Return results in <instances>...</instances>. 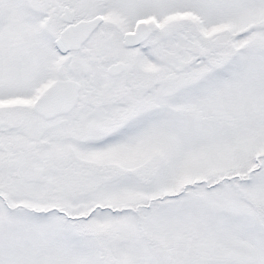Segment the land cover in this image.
<instances>
[{
    "label": "snow or ice",
    "instance_id": "1",
    "mask_svg": "<svg viewBox=\"0 0 264 264\" xmlns=\"http://www.w3.org/2000/svg\"><path fill=\"white\" fill-rule=\"evenodd\" d=\"M0 264H264V0H0Z\"/></svg>",
    "mask_w": 264,
    "mask_h": 264
}]
</instances>
